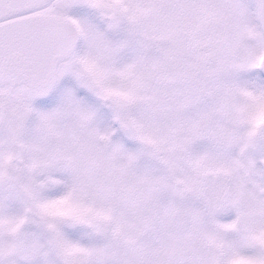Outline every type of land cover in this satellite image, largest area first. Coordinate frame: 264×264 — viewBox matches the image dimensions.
I'll use <instances>...</instances> for the list:
<instances>
[{"label": "snow or ice", "instance_id": "1", "mask_svg": "<svg viewBox=\"0 0 264 264\" xmlns=\"http://www.w3.org/2000/svg\"><path fill=\"white\" fill-rule=\"evenodd\" d=\"M0 264H264V0H0Z\"/></svg>", "mask_w": 264, "mask_h": 264}]
</instances>
